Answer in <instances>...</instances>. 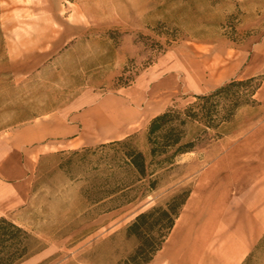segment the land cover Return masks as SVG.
<instances>
[{
  "label": "rangeland",
  "instance_id": "374dc122",
  "mask_svg": "<svg viewBox=\"0 0 264 264\" xmlns=\"http://www.w3.org/2000/svg\"><path fill=\"white\" fill-rule=\"evenodd\" d=\"M163 75L179 77L181 104L232 79L257 78L243 91L261 85L225 134L213 131L160 172L155 190L119 208L99 201L112 172L99 153H47L27 202L7 216L35 237L16 264H126L138 245L127 227L140 212L209 182L201 177L213 171V151L264 118V0H0V145L86 88L123 94ZM142 131L132 136L146 151ZM246 264H264V240Z\"/></svg>",
  "mask_w": 264,
  "mask_h": 264
},
{
  "label": "crops",
  "instance_id": "0c3cea01",
  "mask_svg": "<svg viewBox=\"0 0 264 264\" xmlns=\"http://www.w3.org/2000/svg\"><path fill=\"white\" fill-rule=\"evenodd\" d=\"M179 77L161 76L151 86L105 92L82 90L56 110L37 114L0 145V216L23 206L32 173L47 153L123 139L164 112L180 90ZM109 86V85H108ZM209 182L195 188L149 264H244L264 239V118L242 137L213 151Z\"/></svg>",
  "mask_w": 264,
  "mask_h": 264
},
{
  "label": "trees",
  "instance_id": "16d2710c",
  "mask_svg": "<svg viewBox=\"0 0 264 264\" xmlns=\"http://www.w3.org/2000/svg\"><path fill=\"white\" fill-rule=\"evenodd\" d=\"M255 79H232L208 94L183 97L188 99L185 104L174 100L164 112L150 119L146 151L134 142L132 135L96 147L82 148L85 157L99 153L100 159L107 165V172L112 171L107 173L100 185L103 193L99 201L116 203L107 209L112 210L155 190L159 186L161 171L173 167L182 155L197 150L213 131H217L218 136L225 134L223 129L238 109L248 104L246 96L254 95L260 87L261 84L257 89L243 91L242 87ZM79 152L75 150L72 153ZM117 172L123 175L119 177ZM190 194L191 191L179 193L165 205L153 206L135 217L127 227V235L135 236L138 245L126 264H149L153 260L171 233ZM34 241L35 237L28 230L6 216H0V264H16L28 257Z\"/></svg>",
  "mask_w": 264,
  "mask_h": 264
}]
</instances>
